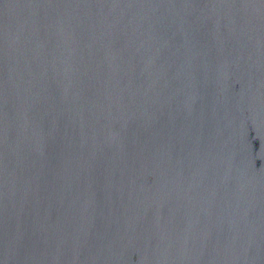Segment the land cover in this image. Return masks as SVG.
Masks as SVG:
<instances>
[{"label": "water", "instance_id": "95a60500", "mask_svg": "<svg viewBox=\"0 0 264 264\" xmlns=\"http://www.w3.org/2000/svg\"><path fill=\"white\" fill-rule=\"evenodd\" d=\"M0 264H264V0H0Z\"/></svg>", "mask_w": 264, "mask_h": 264}]
</instances>
